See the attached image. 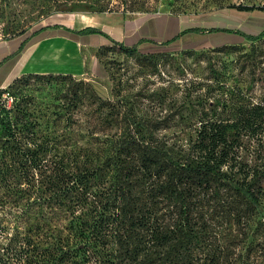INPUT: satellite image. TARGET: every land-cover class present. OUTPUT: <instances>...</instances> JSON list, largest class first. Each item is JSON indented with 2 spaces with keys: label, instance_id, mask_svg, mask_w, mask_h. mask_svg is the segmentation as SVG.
I'll return each instance as SVG.
<instances>
[{
  "label": "trees",
  "instance_id": "1",
  "mask_svg": "<svg viewBox=\"0 0 264 264\" xmlns=\"http://www.w3.org/2000/svg\"><path fill=\"white\" fill-rule=\"evenodd\" d=\"M72 19L51 16L32 36L62 29L69 38L106 37L110 43L95 56L107 77L101 57L113 49L156 71L172 54L141 52L142 42L158 46L150 39L127 45L103 29L75 30ZM205 33L237 35L251 46L250 62L254 44L264 40V29L199 26L163 44ZM243 41L207 50H238ZM210 71L215 78L212 65ZM211 84L201 86L221 87L217 79ZM6 86L0 87V264H264V222L255 220L264 204V104L227 88L210 102L206 92L195 93L186 113L178 107L154 113L119 85L103 99L71 74H22ZM169 130L178 133L168 137ZM256 233L258 243L250 239Z\"/></svg>",
  "mask_w": 264,
  "mask_h": 264
},
{
  "label": "rangeland",
  "instance_id": "2",
  "mask_svg": "<svg viewBox=\"0 0 264 264\" xmlns=\"http://www.w3.org/2000/svg\"><path fill=\"white\" fill-rule=\"evenodd\" d=\"M233 5H248L259 9L264 7V0H0V59L15 51L21 41L28 39L24 48H30L26 52L36 45L39 47L42 45L41 51L30 52L28 57L23 54L25 59L20 56L19 60L24 63L18 67L19 75L28 73L71 74L78 80L91 83L103 99L111 98L113 88L119 85L122 87V89L119 87L121 93L128 95L132 101H137L139 108L148 109L154 113H165L174 107L186 113L190 109L189 103L195 101V93L204 94L206 92L205 100L210 102L214 96L222 94V89L227 88L239 89L252 101L264 104V40L254 44L256 60L250 62L246 57H248L251 46L243 40L238 50L217 52L207 50L208 46L216 44L218 40L211 36H205L202 42L199 40L193 42L190 37H185L183 42H173L170 45L163 44L164 40L159 35L158 47L151 46V43L139 46V50L143 53L172 52L166 62L160 63L159 71L148 65H142L135 59L125 57L113 49L108 51L106 56L101 57L110 72V76L107 77L105 71H101L103 67L95 56L98 49H84L75 41L62 37H54L40 45L41 42L38 43V40L48 36L49 33L46 31H54L51 29L32 36L34 30L51 23V16L58 17L61 21L65 16L72 17L74 19L72 28L74 29L83 26L79 22L82 17L90 18L93 23L99 21L98 26L87 24L96 28L103 24L117 25L121 24V21L135 19L143 21L158 17H177L186 21L188 28L192 25L190 23L196 22L200 23L199 26L202 28L221 26L238 29L248 34H255L264 29V22L260 21L264 20V12L254 10L252 14L238 15L236 10L230 8ZM252 17L253 20H247ZM255 18L258 22L260 21L258 23L261 25L260 29L255 28L253 24L250 27L252 29L246 25L247 21H254ZM232 20L235 23L231 22ZM21 32L24 34L20 35ZM205 35L212 34L205 33ZM71 38L75 39L73 36ZM38 46L36 48H39ZM188 47L196 50L188 55V52L182 51ZM92 59L95 60L92 61ZM17 65L12 69L6 64L0 66V82L4 80V76L7 77L11 72H16ZM210 65L216 72L215 78L212 77L214 74L210 71ZM11 77L13 74L9 76ZM214 79L220 82V88L210 89L201 86L202 83L213 86L211 83ZM198 82L199 85L196 84ZM54 87L52 90L55 89ZM5 88L7 89V86L2 89ZM191 92L189 98L188 93ZM154 93L164 101L159 103L157 99L149 98L148 95ZM10 102L11 100L7 98V103L10 104ZM195 105L198 104L195 102ZM174 133L177 135L178 132L169 130L164 134L170 137ZM255 220L264 222V204ZM250 239L258 243L261 235L256 233Z\"/></svg>",
  "mask_w": 264,
  "mask_h": 264
},
{
  "label": "crops",
  "instance_id": "3",
  "mask_svg": "<svg viewBox=\"0 0 264 264\" xmlns=\"http://www.w3.org/2000/svg\"><path fill=\"white\" fill-rule=\"evenodd\" d=\"M256 12V11H255ZM236 13L238 15H243V14H252L254 13V11L252 12H237ZM73 20L72 19V24H73ZM89 20L91 21V19L89 18ZM139 19H135L132 21H126L117 25H109V24H103L100 27H98L99 29H103V31L109 35L110 37L114 38L117 41H121L124 42L127 45H132L134 43H137L140 39L145 38V39H150L153 41H157L159 40V35L162 36L161 39H163L165 41V39L168 38H172L173 36H176L178 33H180L182 31V29L188 28L187 26V22L183 21L182 19H179L177 17H167V18H153V19H144L143 21H138ZM247 20H253L252 19H247ZM245 21V20H243ZM241 21V22H243ZM261 22H264V20H260ZM259 21V22H260ZM80 22V20H79ZM233 23H235V21H231ZM230 22V23H231ZM250 22V21H247ZM246 25L250 28L252 26V24L255 26V28H259L261 25H259L258 20L255 18L254 21H251L250 23H247ZM90 23H93L92 21ZM99 23V21H98ZM98 23H93V24H88L91 26H98ZM80 24H82L80 22ZM192 24L189 27H199L200 23H190ZM87 25V26H88ZM83 26H85V24H83ZM77 27L75 30H80L84 27ZM201 27V26H200ZM252 29V28H250ZM260 29V28H259ZM258 29V30H259ZM49 34H47V37L41 38L40 40H38L41 44L45 43V41H49L54 37H62V38H66L69 39L70 41H72L73 39L69 38L68 32L66 31H62L60 29L54 30L53 32L51 31H46ZM205 36H211L214 37L215 39L217 38V43L214 45H220L221 44H230V43H237L240 41V38L237 35L234 34H229V33H217L215 35H192V34H187L184 36H181V38L179 37V39L176 40V42H183V38L185 37H190L193 42H197L199 40V42H202L205 38ZM208 39V38H207ZM75 41V43H78L79 46H82L84 49L86 48H95L98 49L100 46H104V45H108L110 43V41L99 34H91V35H76L75 40H73V42ZM37 43V42H36ZM37 43V44H38ZM151 41H147V42H142L139 44V46L141 45H150ZM38 45L34 46L32 49H30L29 52H26L29 48H24L19 54H17L14 57H11L9 59V61H7L5 64L8 65L9 67L11 66L15 68V66L17 64V68L23 65V61H20L19 58L20 56H23V54L26 55V57L29 56L30 52H34L35 50H37L36 52L41 51V46L39 48H36ZM151 46H156L157 45L151 43ZM43 51V50H42ZM25 57V58H26ZM93 58L95 56H92ZM23 56V59H25ZM14 60H16L14 62ZM95 59H92V61ZM91 61V62H92ZM4 64V65H5ZM2 65V66H4ZM96 65V64H94ZM19 68L17 69V71L15 72H11L9 75L7 73V77L4 76V80L0 82V87H4L6 86L15 76L19 75L18 73ZM101 71L104 72V70L102 69ZM13 74V77L9 78V76Z\"/></svg>",
  "mask_w": 264,
  "mask_h": 264
},
{
  "label": "bare ground",
  "instance_id": "4",
  "mask_svg": "<svg viewBox=\"0 0 264 264\" xmlns=\"http://www.w3.org/2000/svg\"><path fill=\"white\" fill-rule=\"evenodd\" d=\"M80 20V22L82 23V24H85V25H87V24H90V20H89V18L88 17H82L81 19H79Z\"/></svg>",
  "mask_w": 264,
  "mask_h": 264
}]
</instances>
